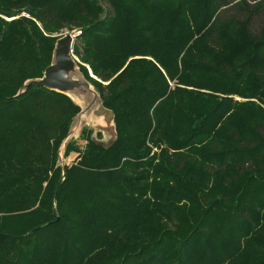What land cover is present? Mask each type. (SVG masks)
Listing matches in <instances>:
<instances>
[{
    "label": "trees",
    "instance_id": "obj_1",
    "mask_svg": "<svg viewBox=\"0 0 264 264\" xmlns=\"http://www.w3.org/2000/svg\"><path fill=\"white\" fill-rule=\"evenodd\" d=\"M260 16L264 0H0V264H264ZM63 28L116 138L68 141L62 165L80 107L18 91Z\"/></svg>",
    "mask_w": 264,
    "mask_h": 264
},
{
    "label": "water",
    "instance_id": "obj_2",
    "mask_svg": "<svg viewBox=\"0 0 264 264\" xmlns=\"http://www.w3.org/2000/svg\"><path fill=\"white\" fill-rule=\"evenodd\" d=\"M77 32L78 30H73L58 36L54 43L51 61L43 70L42 76L26 80L18 91V93L25 91L32 85L44 87L67 95L80 107V111L73 117L70 129L60 145L59 161H61L62 152H64L69 136L76 130L78 133L81 132L89 120H91L93 128L96 126L97 133L106 132L112 137L110 143L116 138L113 112L104 107L99 93L92 83L84 78L72 54V46ZM84 116L87 117L82 119ZM91 138L105 146L108 145L100 139Z\"/></svg>",
    "mask_w": 264,
    "mask_h": 264
},
{
    "label": "rangeland",
    "instance_id": "obj_3",
    "mask_svg": "<svg viewBox=\"0 0 264 264\" xmlns=\"http://www.w3.org/2000/svg\"><path fill=\"white\" fill-rule=\"evenodd\" d=\"M101 3H102V4H106L104 1H102ZM106 8H107V7H106ZM263 20H264V16H260V17L255 18V22H254V25H253V30H254V31H256V29H258V27L260 26V24H261V22H262ZM73 30H78V31H80L79 28H73V29L63 28L62 31H61V33L64 34V33H66V32L73 31ZM79 33H80V32H77V33L75 34V37H76L77 35H79ZM72 54H73V53H72ZM73 56H74V58H75V60H76V62H77V61H78V58H77L74 54H73ZM86 68H87L88 75L91 76V77H93V78H95V77L93 76L92 72H91L90 67L86 66ZM84 78H85V76H84ZM85 79H86V78H85ZM86 80H87V79H86ZM88 81H89V80H88ZM89 82H90V81H89ZM104 83H106V82H104ZM86 115H88V114H86ZM85 117H87V116H84L82 119H85ZM71 122H72V121H71ZM91 123H92L91 120L87 121L86 124L83 126L82 131L79 132V133H78V130L74 131L73 134H71V135L69 136V138L67 139V142H68V141H71V142H72V141H76V142L78 143V145H79L80 147H82V146L85 144L84 135H85V133H89L88 135H89L90 137H94V138L100 139L102 142H104V144H109L110 141H111V138H112V137H110V135H109L108 133H106V132H102V131H100V132L97 133V128H96V126H95V128H93L92 125H91ZM84 129H85V132L83 133V130H84ZM67 142H66V144H67ZM75 155H76L75 152H71V153L68 155V157H64L63 152H62L61 161H59L60 164L63 165L64 163H71V161H72V159L74 158Z\"/></svg>",
    "mask_w": 264,
    "mask_h": 264
},
{
    "label": "built area",
    "instance_id": "obj_4",
    "mask_svg": "<svg viewBox=\"0 0 264 264\" xmlns=\"http://www.w3.org/2000/svg\"><path fill=\"white\" fill-rule=\"evenodd\" d=\"M78 32H80V31H78Z\"/></svg>",
    "mask_w": 264,
    "mask_h": 264
}]
</instances>
